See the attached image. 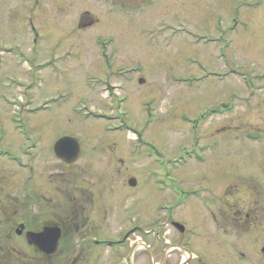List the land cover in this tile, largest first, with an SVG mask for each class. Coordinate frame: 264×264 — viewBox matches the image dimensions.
Listing matches in <instances>:
<instances>
[{
	"label": "rangeland",
	"instance_id": "rangeland-1",
	"mask_svg": "<svg viewBox=\"0 0 264 264\" xmlns=\"http://www.w3.org/2000/svg\"><path fill=\"white\" fill-rule=\"evenodd\" d=\"M140 1L127 0L124 8L120 0H0V130L6 137L0 146L19 151L16 130L24 124L47 128L46 146L61 133L72 135L81 146L80 159L63 168L75 175L72 187L105 193L111 203L134 178L138 190L128 193L124 207L136 202V193L168 185L159 179L155 185L150 170L161 177L175 171L185 186H201V164L192 161L202 155L200 145L213 138L217 123L240 120L234 111L200 122V113L229 90L244 91L232 72L250 78L257 68L264 71V0L255 8L247 4L254 0H154L136 10ZM210 69L230 78L206 79ZM235 148H224L220 164L211 160V178L216 171L221 180L232 170L242 176L232 161ZM183 158L189 163H178ZM0 162V187L2 176L14 174L15 182L4 188L13 192L23 170ZM56 164L44 155L38 162L46 174ZM155 197L142 195V202H159ZM114 222L108 218L110 226ZM93 235L98 237L90 231L86 245ZM16 244L23 247L21 240ZM222 248L232 251V244ZM227 259L220 263L229 264Z\"/></svg>",
	"mask_w": 264,
	"mask_h": 264
},
{
	"label": "flooded vegetation",
	"instance_id": "flooded-vegetation-1",
	"mask_svg": "<svg viewBox=\"0 0 264 264\" xmlns=\"http://www.w3.org/2000/svg\"><path fill=\"white\" fill-rule=\"evenodd\" d=\"M254 1L248 2V7L262 3ZM141 3L146 7L154 0L140 1L137 9L142 8ZM237 14L234 12L233 20ZM240 84L244 91L229 90L226 98L220 97L202 114L204 121L210 107L215 110L211 116L235 111L240 122H219L211 127L213 138L202 144L198 160L201 186H185L174 171L173 177H165L167 186L136 193L138 196L132 200L136 202L130 207H124L122 201L128 193L133 194L131 190H138L135 185L113 193L117 197L111 203L106 202L105 193L99 196L88 187L80 192L72 187L75 175L63 168L75 165L81 155L66 163L53 151L58 138L72 135L61 133L53 138L51 146H46L47 128L36 127L38 135L32 133L36 130L30 124H24L21 133L17 129L22 140L19 151L0 146V159L14 164L7 152L15 154L22 160L23 170L20 186L13 192H4V188L15 182L14 174L2 176L0 264H52L60 260L59 264H222L220 259L224 257H228L229 264H264V94H260L264 91V71L257 68L246 84ZM255 107L258 110L254 115ZM2 139L6 137L0 130V144ZM226 147H236L239 156L234 155L232 161L237 170L243 169V174L232 170L221 180L215 178L222 174L216 171L211 178L208 165L212 159L220 164ZM211 153L212 158L208 157ZM43 155L57 162L54 171L46 174L40 170L38 162ZM150 174L156 185L160 177ZM148 193L159 202L143 203L142 195ZM111 217L115 218L112 226L108 224ZM92 224H97L96 231ZM90 231L98 237H88L86 245L84 240ZM20 240L22 248L16 244ZM79 241L82 244L78 245ZM222 243L232 244V251L223 250ZM72 247L73 254L69 255ZM232 254L237 257L229 258ZM141 255L149 256V260L143 261Z\"/></svg>",
	"mask_w": 264,
	"mask_h": 264
},
{
	"label": "water",
	"instance_id": "water-1",
	"mask_svg": "<svg viewBox=\"0 0 264 264\" xmlns=\"http://www.w3.org/2000/svg\"><path fill=\"white\" fill-rule=\"evenodd\" d=\"M139 82L141 83L142 80H140ZM64 141H67V139L58 141V144L56 145L57 148L60 147L61 145H63V142H64ZM64 143H65V142H64ZM73 153H76V145H74ZM59 155L61 156V154H59ZM62 155H63V154H62Z\"/></svg>",
	"mask_w": 264,
	"mask_h": 264
}]
</instances>
